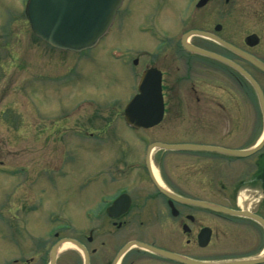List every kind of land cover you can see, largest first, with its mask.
I'll list each match as a JSON object with an SVG mask.
<instances>
[{"label": "flooded vegetation", "instance_id": "flooded-vegetation-1", "mask_svg": "<svg viewBox=\"0 0 264 264\" xmlns=\"http://www.w3.org/2000/svg\"><path fill=\"white\" fill-rule=\"evenodd\" d=\"M180 3L176 62L186 71L177 66L176 115L182 122V112L188 113V140L142 141V162L133 160L108 175L111 181L132 183L97 197L96 209L86 211L93 212L95 221L82 218L76 229L63 217L57 221L60 227L53 226L50 214L45 233L31 232L29 225L35 223L29 220L38 198L31 186H15L14 201H5L12 215L2 218L15 233L14 248L3 253L0 264H264V72L245 58L264 66V0H176L178 7ZM21 11L24 15V7ZM184 45L201 53L189 52ZM149 68L156 67L149 62L143 70ZM160 73L162 123L168 97ZM43 86L29 90L44 99L51 89ZM53 124L47 125H58ZM155 143L213 150H157L149 165L146 153ZM173 160L175 176L168 169ZM0 165L12 166L4 161ZM97 178L103 179V174H95ZM65 239L82 247L56 249L52 262L53 247Z\"/></svg>", "mask_w": 264, "mask_h": 264}, {"label": "rangeland", "instance_id": "rangeland-1", "mask_svg": "<svg viewBox=\"0 0 264 264\" xmlns=\"http://www.w3.org/2000/svg\"><path fill=\"white\" fill-rule=\"evenodd\" d=\"M23 1L0 0V161L18 173L14 177L0 174V258L9 247L14 248L15 233L2 218L11 215L5 201H14L15 186L24 184L25 190L31 186V193L42 201L30 216L29 221L35 223L28 224L31 232L45 233L50 214L68 219L76 229L82 218L95 221L86 211L96 209L97 197L110 196L112 187L130 182L114 176L117 181H111L108 175L133 160L142 162L144 137L176 143L187 141L190 135L188 113L182 112V122L176 115L177 66L180 72L186 71L182 62H176L182 3L178 7L176 0H125L110 37L76 54L54 51L37 41L21 14ZM141 28L149 33L139 32ZM163 40L172 41V46L161 48ZM146 61L166 79L167 116L157 126L132 132L122 122L123 109L135 93ZM43 84V89L52 90L44 99L29 90ZM44 120L58 125L50 128ZM44 127L47 130L40 136ZM88 134H94L93 138H87ZM169 167L175 176L176 160ZM99 173L103 179H93Z\"/></svg>", "mask_w": 264, "mask_h": 264}, {"label": "water", "instance_id": "water-1", "mask_svg": "<svg viewBox=\"0 0 264 264\" xmlns=\"http://www.w3.org/2000/svg\"><path fill=\"white\" fill-rule=\"evenodd\" d=\"M121 2L122 0H29L27 18L32 33L38 39L55 49L78 53L96 45L98 39L112 23ZM196 51L201 53L198 50ZM245 58L251 65L264 72V66L260 63L251 58ZM228 65L236 68L230 63ZM124 113L125 120L136 128H150L161 121L163 105L160 75L156 70H149L145 74L139 85V94L127 105ZM154 147L167 151L198 149L190 145L158 144L154 145ZM198 150L213 149L199 148ZM227 154L239 155L231 152H227ZM159 189L164 195L176 199L167 191ZM72 244L76 245L73 242ZM132 245L144 248V246L139 244ZM54 251L53 249L51 255L52 262L55 260ZM162 255L173 257L163 253ZM173 258L176 260V257Z\"/></svg>", "mask_w": 264, "mask_h": 264}, {"label": "bare ground", "instance_id": "bare-ground-1", "mask_svg": "<svg viewBox=\"0 0 264 264\" xmlns=\"http://www.w3.org/2000/svg\"><path fill=\"white\" fill-rule=\"evenodd\" d=\"M124 2H125V0H124ZM124 2H123V4H124ZM114 24H115V23H114ZM114 24H113V25H114ZM109 34H110V33H109ZM109 34L107 35V37H110ZM69 247H71V246L68 245V244H64V245H62L61 250L67 249V248H69Z\"/></svg>", "mask_w": 264, "mask_h": 264}]
</instances>
